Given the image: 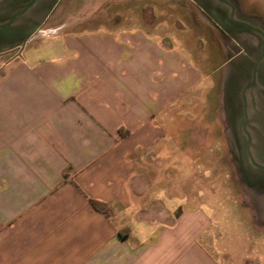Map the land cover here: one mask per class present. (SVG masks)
<instances>
[{"label":"crops","instance_id":"obj_1","mask_svg":"<svg viewBox=\"0 0 264 264\" xmlns=\"http://www.w3.org/2000/svg\"><path fill=\"white\" fill-rule=\"evenodd\" d=\"M29 1L0 0V26ZM58 1L0 28V264H264L214 253L202 208L166 182L171 157L230 139L214 108L189 107L201 78L171 31L54 19Z\"/></svg>","mask_w":264,"mask_h":264},{"label":"rangeland","instance_id":"obj_2","mask_svg":"<svg viewBox=\"0 0 264 264\" xmlns=\"http://www.w3.org/2000/svg\"><path fill=\"white\" fill-rule=\"evenodd\" d=\"M228 1L235 9L234 21L264 31V0ZM69 12L89 19L91 26L139 24L171 31L168 42L201 78L187 86L189 103L193 102L189 107L214 108L215 123L222 133L228 127L230 139L223 145L218 136L215 155L208 154L205 161H196L191 152L187 162L171 157L164 163L170 174L166 182L187 188L189 203L202 208L212 224L207 230L213 235L214 253L236 258L254 252L264 255V171L250 165L246 149L249 142L254 164L264 167V57L254 87L245 93L249 140L240 129L233 130L237 119L232 113L233 101L241 108L242 93L252 83L262 55L261 38L233 25L229 7L217 0H59L53 17ZM230 90L234 100L226 96ZM188 124L193 122L189 119Z\"/></svg>","mask_w":264,"mask_h":264},{"label":"water","instance_id":"obj_3","mask_svg":"<svg viewBox=\"0 0 264 264\" xmlns=\"http://www.w3.org/2000/svg\"><path fill=\"white\" fill-rule=\"evenodd\" d=\"M217 1L220 2V3H222V4L227 5L232 10H234L233 9L234 8L233 5H231L229 1H227V0H217ZM36 2H37V0H30L29 3L22 10L18 11L7 24L0 26V28H8V27H10L11 24L14 22V20L16 18H18L19 16L25 14ZM231 22L233 24L237 25V26L244 27L245 29H247L249 31H252L254 33H257V34L261 35L263 37V39H264V34L260 30L254 28V27H252L250 25H248L247 23H244V22H236V21H234L233 17H231ZM263 57H264V40H263V44H262V55L259 58V60L257 61V63H256V66H255V69H254L252 83L248 87H246L244 89V91L242 93V97H241V99H242V107H243V125H242V131L245 134L246 139H248V140H249V136H248L247 131H246V127H247V114H246L247 103H246L245 93L249 89H251V88L254 87V85H255V75H256L257 67L259 66V64H260V62H261V60H262ZM246 149H247V155H248V158L247 159L249 160L250 165L253 166V167H255L258 170L264 171V167H258L257 165L254 164V162H253V160H252V158H251V156L249 154V142L247 143Z\"/></svg>","mask_w":264,"mask_h":264},{"label":"flooded vegetation","instance_id":"obj_4","mask_svg":"<svg viewBox=\"0 0 264 264\" xmlns=\"http://www.w3.org/2000/svg\"><path fill=\"white\" fill-rule=\"evenodd\" d=\"M229 9H230V12H231V17H233V12H234V10H232L230 7H229ZM230 21H231V18H230ZM232 23V22H231ZM233 25H235V24H233ZM235 26H237V25H235ZM251 26V25H250ZM240 27V26H239ZM244 28V27H243ZM255 28V27H254ZM257 29V28H256ZM258 30H260L263 34H264V31H262L261 29H258ZM252 32V31H251ZM254 33V32H253ZM257 34V33H256ZM260 38H261V44H263V37L261 36V35H259V34H257Z\"/></svg>","mask_w":264,"mask_h":264},{"label":"trees","instance_id":"obj_5","mask_svg":"<svg viewBox=\"0 0 264 264\" xmlns=\"http://www.w3.org/2000/svg\"><path fill=\"white\" fill-rule=\"evenodd\" d=\"M93 205L96 207L97 205H96V203H93Z\"/></svg>","mask_w":264,"mask_h":264}]
</instances>
